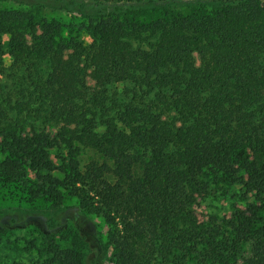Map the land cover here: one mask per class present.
Listing matches in <instances>:
<instances>
[{
  "label": "trees",
  "instance_id": "obj_1",
  "mask_svg": "<svg viewBox=\"0 0 264 264\" xmlns=\"http://www.w3.org/2000/svg\"><path fill=\"white\" fill-rule=\"evenodd\" d=\"M87 1L88 43L0 10V186L76 201L44 264H102L90 217L115 264H264V0Z\"/></svg>",
  "mask_w": 264,
  "mask_h": 264
},
{
  "label": "rangeland",
  "instance_id": "obj_2",
  "mask_svg": "<svg viewBox=\"0 0 264 264\" xmlns=\"http://www.w3.org/2000/svg\"><path fill=\"white\" fill-rule=\"evenodd\" d=\"M195 6L192 3H174L164 7H141L139 17L144 21L156 18L163 13L187 14L191 13ZM18 10L31 15H39L47 19H55L62 23L65 33L74 28L79 33L80 38L85 42H90L82 21L86 16L95 15L101 11L87 0H0V10ZM8 41V36L3 37V42ZM6 60H9L6 58ZM76 201L66 198L63 204L52 207L40 198H30L25 188L19 185L0 186V226L9 225L16 228H5L0 236V264H44L45 239L30 224L40 223L45 228L47 225L63 224L64 214L76 212ZM201 215H207L204 209L197 210ZM202 217V216H201ZM91 218V231L97 235L104 256L102 264H115L114 253L110 246H107V227L99 219ZM24 225L25 228L19 229ZM70 224L68 229L71 234H56V240L63 247H69L73 243ZM61 236V237H60ZM65 237V238H62ZM89 258L94 256L91 246L88 244ZM86 249V248H85ZM237 264H249V253L243 251Z\"/></svg>",
  "mask_w": 264,
  "mask_h": 264
}]
</instances>
